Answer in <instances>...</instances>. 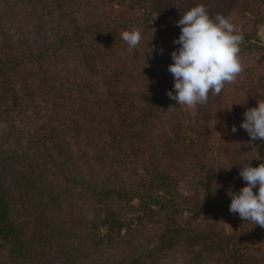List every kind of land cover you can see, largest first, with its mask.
<instances>
[{
    "label": "rangeland",
    "instance_id": "1",
    "mask_svg": "<svg viewBox=\"0 0 264 264\" xmlns=\"http://www.w3.org/2000/svg\"><path fill=\"white\" fill-rule=\"evenodd\" d=\"M33 2L19 4V0H0V93H3L0 99L4 98L0 100V147L13 155L14 170L21 174H28L29 169L34 176L46 169L62 171L65 167L68 173L72 170L78 183L67 180L59 185L48 177L50 189L46 188L62 209L79 206V216L91 219L97 207L93 208L88 198L111 196L102 201L100 208L110 212L117 223L116 230L120 228L115 230L116 239H130L142 230L131 248L117 246L120 241L110 240L107 252L93 250L75 264H110L136 255L145 258L143 264H193L189 260L191 254H200L202 247L208 250V264H264V227L254 226L231 213L228 195L229 189L238 191L245 185L239 172L250 155L260 154L264 163V143L257 140L252 144L248 133L240 128L244 112L256 106L258 100L264 102V0H64L62 7L56 2L51 4L53 15L45 14L47 9L41 3L36 18L33 16L27 23L24 14L37 5L36 0ZM197 4H203L212 17L230 18L236 31L243 35L239 53L243 70L225 85L220 95L209 93L207 103L191 108L184 106L183 111L190 116L175 109L165 112L164 108L157 107L162 96L154 99L148 89L156 78L174 79L168 65L173 62L171 53L179 48L174 43L181 31L177 21L184 11ZM11 5L14 8L10 9ZM66 10H71L78 23L61 22L60 17L66 15ZM40 16L42 26L36 22ZM92 19L99 25L89 22ZM137 27L143 33L140 50L129 48L120 36L123 31ZM60 35L67 39L57 47ZM45 45L56 49L37 51L40 50L37 46ZM9 54L16 55L8 57ZM2 68H9L4 77H1ZM121 80L125 81L122 85ZM109 99L114 101L113 106ZM151 99L153 103L149 104ZM114 107L121 110V115L124 113L123 126L131 119L138 124L133 136L138 140L142 136L141 126L150 118L152 123L147 132L153 140L156 136L164 141L172 140L173 127L183 125L182 141L193 147L192 140L197 139L194 169L191 166L189 169L186 163L188 168L182 171L167 166L174 168L175 176H170L166 190L161 181H151L149 167L146 172L141 169V164L133 160L135 154L127 166L129 175L122 164L123 176L121 171L116 172L117 176L110 170L98 174L95 165L111 166L110 160L103 162L102 158H96L107 140L102 138L116 139L114 151L110 147L109 153L114 156L118 138L124 137L115 135L119 115ZM132 107L135 113L132 111L131 119L126 120ZM163 112L164 119L157 122V115L161 117ZM191 119L194 126H190ZM233 126L238 129L236 132L232 131ZM127 134L131 137L133 130L129 128ZM39 147L45 160L43 156L37 157L35 150ZM179 151L189 150L180 145ZM33 152V158H37L35 167L23 168L21 164ZM120 157L118 154L116 158ZM252 164L259 166L260 163L254 159ZM222 165L233 166L228 170ZM91 168L94 178H91ZM38 169L42 170L37 173ZM83 178L94 180L100 188L110 182L112 185L109 184L106 194H99L97 189L93 193L92 189L87 190L89 182L82 181ZM9 182L13 191L17 183L11 179ZM16 190L14 187L13 192ZM141 198H149L150 203L140 204ZM33 208L32 215L44 212L39 205ZM174 216L177 218L171 219ZM172 228L178 231L169 242L163 235L170 234ZM191 228L209 236L198 238ZM102 229L106 231L107 227ZM178 234L182 235L177 237ZM194 243L197 245L191 247ZM47 251L51 264H64L55 243ZM107 253L111 257L104 261L103 255ZM199 263L197 260L196 264Z\"/></svg>",
    "mask_w": 264,
    "mask_h": 264
},
{
    "label": "trees",
    "instance_id": "2",
    "mask_svg": "<svg viewBox=\"0 0 264 264\" xmlns=\"http://www.w3.org/2000/svg\"><path fill=\"white\" fill-rule=\"evenodd\" d=\"M19 1H21V3L19 4H28L29 2L31 3L35 0L32 1L19 0ZM36 1H37V5H33L32 8L28 9L24 14L27 23L31 20L30 18H32L33 16H35L36 18V13L40 8L41 3H42V8L47 9L45 12L46 14L51 12L52 8L50 7H53L51 4H55L56 2L58 7L59 6L62 7V3L64 0H36ZM49 3L50 6L48 7ZM11 8H14L13 5L10 6V9ZM90 11L94 12L93 9H90ZM54 13H55L54 11L51 12L52 15ZM62 16L68 19L67 22H65L64 21L65 18L60 17L61 22L66 25L71 24L70 21L74 23H78L76 17H74V14H72L71 10L70 12L66 10V15L62 14ZM42 19L43 18L41 16L36 19L38 26L40 24L42 26V21H41ZM96 21L97 20L92 19L89 22H92L95 24V26H97L99 24ZM132 21L134 23L136 22L135 20ZM151 29H152L151 32L155 36L156 35L155 30L152 27ZM101 33L107 34V32L104 30H101ZM65 39H67V37L60 35L57 38L58 40V42L56 43L57 47H59L60 44L65 41ZM37 47L38 49H40L37 51H45V50L50 51L52 49L53 50L56 49L53 48L54 46L52 47V45L37 46ZM177 47H179V45ZM140 48L141 45L139 44L138 49L136 50H140ZM9 51H13V48H10ZM77 52L79 57H81L82 59V55L80 54V52L79 51ZM82 54H85V52H83ZM14 55L16 54H9L8 57H14ZM87 61L88 58L85 61L86 66H88ZM79 65L80 63H77L76 66L79 67ZM8 69L9 68H2L3 74L1 73V77H4L8 74ZM88 69H90V67ZM109 74L111 75L112 72L110 71ZM156 79L157 80H155L152 86L148 89L149 93L154 99L158 98L159 96H162L160 98L167 99L166 102H162L159 101L160 99L159 98L157 107L158 108L160 107L159 109L164 108V110L162 111L165 112L167 110L175 109L178 112H183L184 114L189 115V113L183 111L184 108L183 105H178L176 101L171 100L167 94L169 90L173 89L171 85H173L172 82L174 83V79L168 81L163 80L162 77ZM124 83L125 81L121 80V85ZM0 95L2 96L3 93H0ZM0 100H4V98H1ZM109 100L111 102V105L113 106L114 101H112V99ZM152 103L153 101L151 99L149 101V104ZM114 110L117 113V115H119V117L117 118L118 130L116 131L115 135L118 134L119 136L124 135V137L118 138L120 139L118 143L116 142L119 145L117 147L118 151L114 156L113 155L110 156L109 153H111L110 147L114 151L113 142H115L116 139H112L107 136L106 137L104 136L102 138V141L104 140V138L107 140H104L105 144L102 147H100L102 153L99 154V156H97L96 158H102L103 162L105 160H110L111 166L109 167L105 163H103V165L100 164L95 165L94 169L98 171V174L101 171L106 173L109 172L110 170L112 174H115L117 176H119V173L116 172L121 171L123 176L124 171L121 168V164H122V167L126 169V172L129 175L131 171L128 170L127 166L133 160H136L138 164H141L142 168L141 167L140 168L143 169L145 172H146V168L149 167L148 173L151 176V181L152 182H154L155 180L161 181L163 183V189L166 190V188L169 187L170 176H175V172H173L172 170L174 168H168L167 166H175L176 168H180V170L182 171L188 168L186 166V164H188L189 169L190 166L192 167V169H194L197 159L196 152L194 151L197 139L196 137L193 138L192 140L193 147H191L188 144H185L182 141L183 136H181V134L184 133L183 131L185 129L183 125H180L179 123L178 125L173 127L175 134L172 140L169 139L167 141H164L161 140L162 138H158V136H156L155 140H153L149 137L147 132L149 126L152 123V119L150 118V120L147 123L143 124L142 122L139 124V125L142 124L143 125L139 130L142 136L139 137L138 140L136 137H133L135 131L138 129L137 128L138 124L132 121L131 119L132 111H134V108L133 107L130 108V113L125 118L126 120L131 119L126 126H123L124 123L123 121H121V118L125 117L124 113L121 115V110L117 107H114ZM165 112L162 113L161 117L160 114L157 115V119H156L157 122L162 121L164 119ZM189 121H190V126H194L192 119ZM196 122L197 121H195V123ZM127 128L133 130V135L132 136L130 135L131 137H129V134H127V130H128ZM101 129H102V125H101ZM107 130H110V128H108ZM105 133H107L106 130ZM134 138H136V141L133 140ZM88 140L92 142V139H88ZM251 143L253 144V142ZM180 145L183 148H187L189 151L180 152L179 151ZM40 149L41 147L35 150V152L39 154L38 155L36 153V156L38 155L37 157L44 155L42 153H39ZM118 154L121 157L117 159L116 157ZM132 154L136 155V157L133 160L131 159ZM34 155L35 154L33 152L32 154L30 153L27 156L25 160L26 162H24V164L23 163L21 164L23 165L22 166L23 168L35 167V161H37L36 160L37 158L34 159L33 158L35 157ZM12 160H13V155L4 151V148L0 147V263L1 264H51V261L49 260V255L47 253L48 252L47 248L49 249V247L53 243L56 244L57 254L60 257L62 263L75 264L77 261H79V259L81 260L82 258L93 252H98V253L107 252L108 250L107 248H109V244L113 240L120 241V243L117 246L121 245L123 247L131 248L130 245L133 242H136V240H138V236L142 234L141 233L142 230L139 229L137 233L133 234L130 239H124V238L116 239L115 232L119 231L120 228L116 230L117 223L115 220L112 219V214L110 212L105 211L104 208H100L102 201L110 198L111 196H108L105 199L88 198L89 200L88 203H90L93 208L97 207V211L94 217H92L91 219L89 218L83 219L79 216V213H77L80 210L79 206H73L71 207L70 210L62 209L63 207L60 204V202L55 200L54 195L50 193L46 188L47 186L50 189L49 186L50 180H48V177L50 179H53L54 182L59 185L62 184V182H67V180H72L73 182L78 183L79 179L75 178L76 174H74L72 170H70L69 171L70 173H68L66 171V168L62 167V171L61 169L55 171L46 169L41 173H38L42 170V169H38L36 170L38 174L34 176V174H32V171L29 169L30 172L28 174L27 173L21 174L19 170L17 169L14 170V168H16V164H14ZM42 160H45V156L42 157ZM261 160L262 159H258V163H261ZM84 166L86 167L87 163ZM94 169L91 168L92 170L91 172L93 174L91 178L95 177ZM56 172L58 173L61 172V175L59 174L54 175V173ZM80 173L83 174V172ZM176 173L178 174L179 170H176ZM10 174H11V178H10ZM9 179H11L13 183L14 181L17 183V186L12 185L13 191H14V187L17 188L15 192L10 190ZM82 181L89 182V184H87L90 186V188L87 189L88 191L92 189V192L95 193V189H97L99 194H106L108 187L112 185V182H110L108 184H105L103 188H100L101 185L93 182L94 180L93 181L85 180L83 178ZM85 186L83 188H85ZM35 193H39V194L35 196ZM39 202L41 203L39 204ZM148 203H150L149 198H146L145 200L144 198H141L140 204H148ZM33 205L34 206L39 205L40 209L44 210V212H38L37 214L32 215V211L34 209ZM53 210L55 212H53ZM176 218H177L176 216L171 217V219L173 220H175ZM102 226L107 227V230L103 231ZM137 226L138 225L135 226L133 231L136 230ZM177 231L178 228L177 229L172 228L170 234H164L163 237L166 240H169V242H172V240H174V236ZM191 232L198 238L209 236V234L198 232L193 228H191ZM180 235L182 234H178L177 237H179ZM196 245H197L196 243L191 244V247H195ZM93 250H97V251H93ZM207 251L208 250L205 247H202L201 253L198 255L191 254V258L189 260H191L193 264H196L197 260H200L199 264H208L209 259H207V257L209 254ZM109 255H110L109 253L103 255L104 261L106 260L108 261L110 259L111 256ZM146 255L147 254H145V256ZM258 255L262 256L261 254ZM144 259L145 258L136 255L134 256V258L131 257L117 262L113 261L110 264H137V262L143 264Z\"/></svg>",
    "mask_w": 264,
    "mask_h": 264
},
{
    "label": "clouds",
    "instance_id": "3",
    "mask_svg": "<svg viewBox=\"0 0 264 264\" xmlns=\"http://www.w3.org/2000/svg\"><path fill=\"white\" fill-rule=\"evenodd\" d=\"M177 26L181 31L174 43L179 48L171 53L173 62L168 65L174 86L167 94L178 105L191 108L207 103L209 93L220 95L225 85L243 70L239 55L243 35L236 31L230 18L212 17L203 4L184 11ZM120 36L129 48L138 49L143 33L137 27L123 31ZM243 115L240 128L248 133L251 142L264 143V102L258 100ZM237 130L232 127L233 132ZM254 159H261V155H250L247 164L240 167L239 175L245 185L238 191H228L229 211L243 221L264 227V163L253 166Z\"/></svg>",
    "mask_w": 264,
    "mask_h": 264
}]
</instances>
